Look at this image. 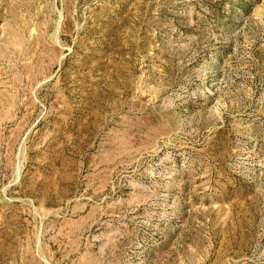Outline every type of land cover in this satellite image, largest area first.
I'll return each instance as SVG.
<instances>
[{
    "label": "rangeland",
    "instance_id": "1",
    "mask_svg": "<svg viewBox=\"0 0 264 264\" xmlns=\"http://www.w3.org/2000/svg\"><path fill=\"white\" fill-rule=\"evenodd\" d=\"M0 264H264V0H0Z\"/></svg>",
    "mask_w": 264,
    "mask_h": 264
}]
</instances>
